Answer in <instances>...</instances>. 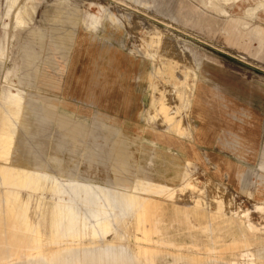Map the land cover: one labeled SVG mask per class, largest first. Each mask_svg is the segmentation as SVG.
I'll list each match as a JSON object with an SVG mask.
<instances>
[{
	"label": "rangeland",
	"instance_id": "obj_1",
	"mask_svg": "<svg viewBox=\"0 0 264 264\" xmlns=\"http://www.w3.org/2000/svg\"><path fill=\"white\" fill-rule=\"evenodd\" d=\"M10 93L22 98L19 111ZM60 115L83 134H66ZM5 120L19 152L40 162L30 168L104 191L126 189L111 157L117 141L130 140L123 185L161 203L166 239L178 245L152 244L159 258L140 264H216L202 250L213 234L191 223L242 220L258 245L212 255H223L217 264H264V0H0V130ZM156 185L164 192L144 191ZM47 187L17 186L30 221L52 228L54 217L36 212L58 201L88 215L80 198L64 201ZM110 215L100 226L87 217L77 258L151 245L135 237L128 210ZM242 237L227 227L221 245Z\"/></svg>",
	"mask_w": 264,
	"mask_h": 264
},
{
	"label": "bare ground",
	"instance_id": "obj_2",
	"mask_svg": "<svg viewBox=\"0 0 264 264\" xmlns=\"http://www.w3.org/2000/svg\"><path fill=\"white\" fill-rule=\"evenodd\" d=\"M8 98L9 101H13L12 105H16L19 111L22 102L19 93H10ZM202 111L199 109L197 115L201 116ZM48 113L51 115V110ZM59 122L60 128L66 134L72 135L74 139L83 134L82 126L71 118L60 115ZM10 125V122L5 120L0 130V157H3V161L0 162V264H140L144 261L154 263L161 252L153 251L156 248L152 244L156 247L157 244L178 246L166 239V233L162 227L165 221L162 218L161 203L152 200L153 195L151 194L139 195L137 192L129 191L127 186L123 185L129 181V175L133 169L129 154L130 140L126 138L124 141H117L112 148L113 156L111 157L115 184L126 189L115 188L117 190L104 191L103 188L87 183L81 184L78 181L61 182L54 176L42 172L41 165H38L39 168H30L31 161L37 164L40 162L33 159L34 154L32 153L25 152L27 155L25 157L19 152L15 137L16 131L10 130L8 128ZM48 181L51 185H46ZM17 186L43 190L48 186L46 190L54 191L56 196L62 197L61 200L70 201L75 197L80 198L83 205L90 208V211L87 216L82 214V217H79L80 214L74 207L63 205L58 201L59 203L56 202L51 210L39 209L36 212L42 217H54L51 223L52 228L44 229L45 226L43 228L40 220L30 221L29 207L26 202H19L22 199V190ZM119 189L122 191H118ZM144 191L161 194L164 192V186L156 185ZM173 195L174 193H171L167 197L173 198ZM65 196H67L66 199H64ZM117 206H121L124 212L128 210L137 217L136 230L138 233L135 237L138 240H146L151 245L139 244L135 250L130 251L131 255L127 256H121V251L113 253L116 247H107V250L102 252H86L83 257L77 258L73 246L79 245L81 242L79 236L85 234L89 227L87 217L95 219V225H103L109 220L110 214ZM180 212L185 215V223L189 225L188 219L191 213L188 210ZM7 217L9 218L6 222ZM194 224L191 223L193 228H201L213 234L211 238L208 237L207 244L205 243L202 248L206 252L205 261L212 260L217 264L223 260V255H212L218 249L229 250L232 255L239 257L245 251L250 252V247L259 243L255 227L243 220L241 222L231 221L229 226H221L216 222H210L206 226ZM237 225L243 232L242 239H234L229 244L221 245V232L227 227L235 228ZM121 250L125 251L123 247ZM111 254H117L120 258L110 257ZM175 257L179 258V256ZM185 260L197 264L204 261L200 257H187Z\"/></svg>",
	"mask_w": 264,
	"mask_h": 264
}]
</instances>
